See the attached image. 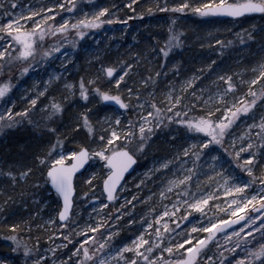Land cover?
<instances>
[{"label": "snow or ice", "instance_id": "1", "mask_svg": "<svg viewBox=\"0 0 264 264\" xmlns=\"http://www.w3.org/2000/svg\"><path fill=\"white\" fill-rule=\"evenodd\" d=\"M134 3L135 0H129L130 6ZM17 7L18 0H0V74L10 71L15 64L22 65L21 74H26L41 64L60 59L58 54L65 44H76L87 30L112 23L106 19V14L110 15L109 7H99L92 14L73 18L70 10L77 5L72 0H68L67 6L63 0H53L50 5L22 11H17ZM57 8L67 11V18L54 11ZM149 10L242 18L254 13L264 14V0H173L171 5L165 2L162 8L157 4L155 9ZM245 35L255 39L251 32ZM237 39L241 46H246L239 34ZM210 41V47L215 44L223 51V38L210 37ZM182 44L173 17L167 39L162 46L158 44V51L165 58L164 67L173 48ZM155 51L157 49H152L149 55ZM63 55L66 59L67 52ZM144 59L140 53H135L131 61L102 62L98 75L81 76L78 82L67 81L61 73H56L29 97L30 108L20 112L11 106L0 108V130L30 125L39 127L42 137L41 144L31 153V164L8 163L6 158L0 157V177L11 180L14 185L35 177L34 189L43 186L58 197L57 206L52 209L55 216L50 214L45 224H36L31 219L5 222L12 233L8 238L15 243L13 251L20 252L30 264H216L217 253L219 264H264V58L243 69V75L221 70L216 80L207 85L203 66L198 70H185L182 64H174L171 69L174 82L169 80L163 92L158 90L151 71L140 75L138 81L133 78L140 69L137 62ZM213 64L215 61L208 68ZM154 75L159 78L161 73ZM164 76L167 79V73ZM53 80L58 82L57 87L62 84L65 94L60 100L53 98L44 103L41 97L48 99V84ZM11 88V79L2 77L0 98ZM93 92L121 109H135V121L128 119L125 127L117 116L94 123L93 109L86 108L73 114L71 126L78 131L69 138L66 132L69 125L64 121L69 107L79 101L88 102ZM73 97L76 99H71ZM65 101L70 104L66 106ZM33 113L39 116L33 119ZM242 118L244 128L237 132ZM176 128L182 133L179 145L174 134ZM80 131L84 132L83 137ZM170 132L173 133L172 150L156 161L149 177V183L155 182L159 189L152 195L160 197L161 210L150 209V219L142 215L139 229L132 237L117 239L119 229H113L105 220L106 213H97L96 209L93 213L98 219L90 215L91 222L81 223L76 218L78 195L85 198L91 195L101 210L112 202L118 203L117 194L126 188V173L134 171L138 156L150 147L153 138L160 134L167 136ZM90 161H95L98 168L83 183L91 190L100 182L106 201L79 187L78 173L83 175ZM143 184L141 179L138 187ZM122 198L130 203L127 197ZM135 199L137 197L133 196L132 200ZM9 200L11 196L3 201L5 206ZM123 208L121 205L116 215L108 219L119 221ZM246 209H251V214ZM194 212L199 215H193ZM197 220L202 221L199 227L194 224L190 232L177 233L176 221ZM132 223L134 221L129 220V224ZM170 224L175 227L170 228ZM48 225L61 229L52 231L46 237L48 241L52 242L53 237L63 238L62 243L53 248L41 246L39 237L31 234L33 227L40 231ZM25 234L28 239H34L35 246L27 244ZM165 234L167 239H164ZM75 237L79 239L70 249L72 255L57 253L56 249L67 248ZM221 240L227 248L221 247ZM210 242L216 247L211 254ZM0 264L9 262L0 258Z\"/></svg>", "mask_w": 264, "mask_h": 264}, {"label": "rangeland", "instance_id": "2", "mask_svg": "<svg viewBox=\"0 0 264 264\" xmlns=\"http://www.w3.org/2000/svg\"><path fill=\"white\" fill-rule=\"evenodd\" d=\"M100 0H72V3L77 5L76 9L70 10L71 15L73 18H82L85 14H92L95 12L99 7H109L110 15L106 14V19L111 20L112 23H105L101 28L98 29H90L86 31V35L84 38H81L77 41L76 44H65L64 48L62 49L60 55V59H53L49 64H41L39 67L33 68L29 73L21 74V67L20 64H15L11 68L10 71L5 70L3 74H0V81H2V77H8L11 79L12 88L11 91L6 94L4 98H0V108L5 107H13V110L16 112H20L21 109L26 107H31L29 104V97L36 94L39 89H42L45 83L49 81L50 76H54L56 73H61L63 77L66 78L67 81H75L74 76L78 71L79 65L76 64L75 59L77 57V50L81 51L85 59H88L91 62H94L100 52V41L105 39V41H124L132 40L138 33V30L133 29L138 24H133L132 20L140 21L143 19L145 23L144 27L148 25H155L157 26L159 23H166L167 28L173 24V17L170 11H157L154 13L152 18H143V17H128V18H119L116 20L118 12L120 10L115 11L116 4H114V0H107L105 5L100 4ZM125 1V0H124ZM128 1V0H126ZM136 1V0H135ZM53 0H18V7L17 11H22L24 9L39 7L43 5H50ZM63 2L68 5V0H63ZM154 4H159L160 7H163L165 3L163 0H152ZM171 5L172 0L167 2ZM54 11L61 12L62 15L67 18L68 12L62 11L60 9H54ZM161 14L160 17H157V14ZM156 14V15H155ZM182 17L176 16L175 18V27H177V21ZM57 20L60 19V16L56 17ZM219 20V19H218ZM262 17H246L244 19H239L236 21L233 20H219L218 23H212L208 21H204L207 35H209V39L206 42L205 46L203 47V52L201 53L202 56L207 58V62L203 65L204 75L207 76V79L204 83L207 85L210 82L216 80V76L221 73V70H226L228 74H232L233 72L238 73L239 75H243V69L252 67L255 63L262 58H264V48H262V37H264V31H261V28H264V23L261 22ZM255 28V31H253ZM175 30L178 32V28ZM168 31V29H167ZM245 32H251L255 39H250L245 35ZM179 33V32H178ZM237 34H239V39L245 41L246 46H241L239 40L237 39ZM210 37L215 38H223L225 41L223 51L219 50V46L215 44H211ZM229 41L231 43H229ZM132 41H130V44ZM185 45V46H184ZM181 47L183 52H190L191 45H187L183 42L182 45H177L173 48L171 53L176 52L177 48ZM67 52V57L65 59L63 53ZM188 55V54H187ZM189 57V56H188ZM164 60V57H162ZM246 60L247 63H243ZM215 61V64L212 65L211 68H208V65ZM168 68L163 70L164 73L167 75H172V64H168ZM202 66L195 67L194 70L200 69ZM66 70V71H65ZM95 74L98 73V68L94 71ZM164 73L162 78H164ZM188 75H190L188 73ZM80 79V78H79ZM79 79L76 81L78 82ZM244 79L247 80L248 77L244 76ZM174 82V77H173ZM102 87L104 85V79L101 77ZM57 81L53 80L51 83L48 84L49 91L47 92L48 99L45 97H41V100L44 103H48L50 99L55 98L56 100H60L61 96L65 94L63 92L62 84L57 87ZM114 88L115 85L113 84ZM169 84H167V87ZM215 86V85H214ZM223 87V85H221ZM71 99H76L75 97ZM66 106L70 104V101H65ZM86 108L93 109L92 117L93 122L95 123L97 120H102L104 118H115L119 116L121 118V123L125 127H127V120L132 119L135 121L136 118V110L132 109L130 112L129 110H122L119 111L117 109H111L107 106H103L100 101V96L97 93L90 95L89 101H79L77 104L72 105L68 112L65 115V119L71 121L74 119L73 114L78 111H83ZM259 111V109H257ZM39 116V113H33V119ZM64 121L66 122V120ZM67 124V123H66ZM70 126V124L68 123ZM244 128V120L241 119L239 127L237 128V132L242 131ZM68 129H66V132ZM76 130V129H75ZM62 131H65L62 129ZM73 132H71L68 136L69 138ZM173 133H169L167 136L164 134H160L159 137L162 139L161 147L156 148L155 144L151 143L150 147L143 153V155L138 156L137 164L135 166L134 172L126 178V188L119 192L118 198L119 202H112L110 203L107 209L101 210L98 207V202L91 199V195L87 198L83 197L82 195L77 196V203H76V212H77V219L83 222H91L89 221V216H92V219H98V216L93 213V209H96L97 213H106L105 220L108 224L112 225L113 229H119L117 234V239L123 237H132L140 226V217L142 215H146L147 218H151V210L159 211L161 210V199L158 195H152V193H158L159 189L156 187L155 182L149 183V177L152 175L150 169H152L153 165L156 163L158 159L163 156H166L172 150V144L170 143V137ZM176 137L178 138L176 143L179 145L182 141L179 137L182 135L179 128L175 129ZM33 138H41V132L39 127H32L30 125H21L12 128H4L0 130V151H8V140L12 139L14 142L22 141L23 139L27 142H31ZM155 139V138H153ZM24 142H21L23 145ZM161 152L163 153H160ZM1 151V152H2ZM6 154V153H5ZM23 154V153H22ZM21 153L14 154L8 153V155L4 156L8 160V163H12L13 161H19L21 163H26V157L24 154ZM0 157H3L0 155ZM32 161V159H31ZM98 165H96L95 161H90V165L87 167L86 171L83 172V175L79 176L80 184L79 187L83 188L84 191H89L90 193H94L97 197L100 198L101 201H106L103 191L101 190L102 184L97 182V188L89 189L83 181L86 180L87 176L94 171H97ZM147 174V175H146ZM35 177L29 178L27 181L19 182L17 184H13L11 180L5 179L0 177V189L1 194L5 195L7 193L6 198L11 196V200L8 201L7 206L4 205L3 201L0 202V222L5 219L4 215L11 216L17 214L19 216V220H29L31 219L36 224H45L49 215L55 216V213L52 212V209L57 206V196L50 190L45 187L41 188H33L32 185L34 184ZM143 179L144 184L139 186V181ZM135 196L137 199L132 200V197ZM149 197L147 200H144L143 197ZM122 197H127V200L130 203H126L125 199ZM42 201L46 202L42 203ZM211 203V202H210ZM121 205H124L123 215L120 217L119 221L113 222L112 220L108 219V216L116 215V209L120 208ZM135 205V207H133ZM247 213L251 214V209L245 210ZM212 213H209L211 215ZM193 215L198 216V213H193ZM167 219V218H165ZM191 220V217L189 218ZM16 220V219H15ZM129 220H133L134 223L129 224ZM179 227L176 229L177 233L183 235L184 231L190 232L191 228L194 224L199 227V224L202 221H193L192 223H180ZM259 222H257L258 224ZM170 228L175 227V224H170ZM235 228V226L233 227ZM74 229H69V231H73ZM52 231H61L58 227H52L48 225L46 228L37 231L35 227L32 228L31 234L32 236L39 237L41 246L45 248H53L56 244H61L63 241L62 237H53L52 242L47 240V236L51 234ZM201 235H207V233H201ZM220 236V233L217 234ZM23 238L27 242L30 247L34 245V239H28L27 235H23ZM79 237H75L71 243L68 244L67 248H59L56 249L57 253H67L68 255H72L70 249L72 248L73 244ZM164 239H167V234H165ZM127 242V240H125ZM222 248H227L228 245L224 243L222 240L220 241ZM13 247H11L10 252H7L4 256L0 258L8 260L9 264H30V262H26L24 256L20 257L18 255L19 252L13 251L15 248V243H12ZM216 247L214 244L210 242V253L215 252ZM227 254V253H226ZM219 254L217 253V260L216 264H219Z\"/></svg>", "mask_w": 264, "mask_h": 264}, {"label": "trees", "instance_id": "3", "mask_svg": "<svg viewBox=\"0 0 264 264\" xmlns=\"http://www.w3.org/2000/svg\"><path fill=\"white\" fill-rule=\"evenodd\" d=\"M160 1V0H159ZM164 2H169V0H163ZM100 4L105 5L107 3V0H100ZM173 2V0H172ZM176 2H179V0H176ZM116 4V7L114 8L115 11L118 12L117 17L119 18H128V17H143V18H152L154 16V13H156L159 10H152L150 11L149 9H155L157 4H154L152 0H136L134 4L130 6L129 0L124 1V0H114L113 2ZM170 5V4H169ZM143 12L144 15L141 16L139 13ZM170 17H175L179 16L182 17L179 19L177 23L178 32L181 34V39L184 43L187 45H191L190 52L186 53L183 52V49L181 47H178L176 52L170 53L169 56L167 57V67H164L165 64V58L162 60L163 55L158 51V44L163 45V42L165 39H167L168 31H167V26L166 23H159L157 26L151 24L148 25L147 27L145 26V23L143 20L140 21H135L132 20L133 24H138V26H135L133 29L138 30L139 33L130 41L132 43L130 44V41L125 39L124 41H105V39L100 41V48H99V56L98 58L94 61L91 62L88 59H85L83 56L84 53L81 51L77 50V57L75 59L76 64L79 65L78 71L74 76V80L77 81L81 76H84L86 78H92L95 74L94 71L99 69L101 63H111L114 61L118 60H128L131 61L133 59V55L135 53H140L141 56L144 59V61H138L140 65V69L138 70V74H133V78L136 79L137 81L140 78V75H147L148 71H151L153 73L154 79H156V84L157 88L160 92H163L167 88V84L169 80L173 79V75H167V79L162 78L164 71L166 70L169 66L168 64L171 63L172 66L174 64H182L184 69H195V67L198 66H203L208 60L204 56H202L203 52V47L205 46L206 42L209 39V35H207V29L205 26L204 21L212 22V23H218L219 20L210 17H201L198 14L192 13V12H185V13H170ZM156 15V14H155ZM157 17H160L161 14H157ZM262 17V20L264 19V14L258 16ZM264 23V21H261ZM264 42V41H262ZM203 45V46H202ZM185 46V45H184ZM152 49H157V51L152 52L151 55H149V52ZM188 54V55H187ZM189 56V57H188ZM243 63H247L246 60H244ZM155 72H160L161 76L159 78H156L154 73ZM191 75V72H189ZM100 84L102 85V81H100ZM139 86V85H137ZM113 94L115 92V88L112 85L111 86ZM70 109V107H69ZM130 112V111H129ZM65 119V118H64ZM92 119H94L92 117ZM66 120V119H65ZM72 120L69 122V120H66L65 123H69L70 126L67 128L68 132L67 134L69 135L71 132H76L78 130H75L74 127H72ZM79 135L81 137L84 136V132L80 131ZM160 136V135H159ZM157 137L153 139V143L155 144V150L156 148H160L162 139L161 137ZM41 138H33L31 139V142H27L24 139L19 142H14L12 139L8 140V148L10 149L6 151H0V155L3 157L8 155V153H11L13 156L14 154L18 153H23L24 156L26 157V163L31 164V153L33 151H36L38 145L41 144ZM21 142L24 144L21 145ZM6 153V154H5ZM160 153L161 152L160 150ZM22 154V155H23ZM1 189H0V202L6 198L5 195L1 194ZM5 219L0 222V257L4 256L7 252H10L11 247L8 246L10 244L12 247L13 241H11L8 237L12 234L11 230L7 227V223L11 222H16L20 221L19 216L17 214L11 215V216H5ZM16 219V220H15ZM7 222V223H5ZM18 255L22 257L23 255L19 252Z\"/></svg>", "mask_w": 264, "mask_h": 264}, {"label": "water", "instance_id": "4", "mask_svg": "<svg viewBox=\"0 0 264 264\" xmlns=\"http://www.w3.org/2000/svg\"><path fill=\"white\" fill-rule=\"evenodd\" d=\"M257 15H260L259 13H254V14H249V15H247V16H251V17H257ZM214 18V17H213ZM216 18H219V19H229V20H236V19H240V18H233V17H228V16H216ZM242 18H244V17H242ZM101 102H102V104H104V105H107V106H109V107H111V108H114V109H117V110H119V111H122V110H124V109H121L118 105H116V104H114L113 102H111V101H104L102 98H101ZM89 164V163H88ZM87 164V165H88ZM87 165H86V167H87ZM135 166V165H134ZM133 166V167H134ZM135 169V168H134ZM83 171H85V169L83 170ZM131 173H133V170H130V174ZM78 175H80L79 173H78ZM129 174H127L126 173V176H128ZM125 180H126V177H125ZM103 191V190H102ZM53 193H55L54 191H52ZM56 194V193H55ZM103 194H104V196H105V199H106V193H104L103 192ZM232 227H234V226H232ZM218 234V233H217Z\"/></svg>", "mask_w": 264, "mask_h": 264}]
</instances>
